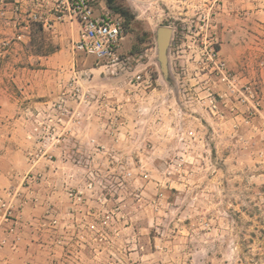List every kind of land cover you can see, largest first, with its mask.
<instances>
[{"label": "rangeland", "instance_id": "1", "mask_svg": "<svg viewBox=\"0 0 264 264\" xmlns=\"http://www.w3.org/2000/svg\"><path fill=\"white\" fill-rule=\"evenodd\" d=\"M115 2L132 19L113 72L72 53L77 26L51 4L47 25L30 22L28 33L0 18V194L25 185L26 173H45L35 187L51 186L62 210V185L92 178L89 204L98 218L112 214L98 226L102 241L57 243V232L41 228L34 241L44 245L25 247L29 263L264 264V0ZM161 26L172 30L166 74ZM54 53L61 66L47 65ZM75 75H89L80 82L95 97L80 105L66 153L33 162L37 114Z\"/></svg>", "mask_w": 264, "mask_h": 264}, {"label": "built area", "instance_id": "2", "mask_svg": "<svg viewBox=\"0 0 264 264\" xmlns=\"http://www.w3.org/2000/svg\"><path fill=\"white\" fill-rule=\"evenodd\" d=\"M100 1L102 0H0V18L7 17V23L14 29L19 26L23 33H28L30 22H37L43 27L47 25L46 9L51 4L61 13L56 15L57 19L67 20L77 26V38L71 45L72 53L90 57L99 68L113 72L121 62L120 46L125 27L122 17L111 7L103 3L98 10ZM23 36L25 35L19 33L16 37L21 39ZM140 78V75L136 76L137 80ZM80 81L89 83V75L72 77L63 84L54 107L38 112L37 116L43 114L44 120L34 126L40 135L36 141V149L28 153L33 162L39 157L51 161L52 155L49 152L55 148L62 154L66 153L64 147L70 142L67 131L80 127L82 123L80 105H89L95 97V93L90 88L85 89ZM211 102L215 107V98ZM110 118H113L111 121L117 120L116 117ZM44 179L46 180L45 173H26L23 177L25 185L7 188L0 194V249L16 246L34 223L40 228L50 227L57 232L54 237L57 243L65 238L80 243L106 239V232L98 226H109L112 214L104 209L102 216L98 218L95 209L89 204L96 194L92 178L83 187L62 185L61 192L67 199L62 210L55 206V192L51 186L35 187ZM99 192L101 194L102 189ZM97 199L104 202L106 197L101 199V196H97ZM30 206L42 209L41 215L34 217V223L26 219L23 213Z\"/></svg>", "mask_w": 264, "mask_h": 264}, {"label": "crops", "instance_id": "3", "mask_svg": "<svg viewBox=\"0 0 264 264\" xmlns=\"http://www.w3.org/2000/svg\"><path fill=\"white\" fill-rule=\"evenodd\" d=\"M57 53V52H56ZM57 60V61H56ZM58 62L62 63V60L59 59L58 61V57L57 54H52L51 56L48 57L47 59V65L48 66H61ZM66 74V73H65ZM65 74H61V75H57L54 76V79L52 80L53 82V89H56L58 86V81H60V78H66L64 76H66ZM64 82V81H63ZM44 93H49V90H44ZM60 93V92H59ZM10 180H8L9 183ZM40 210L41 208H34V209H28V207H26L23 210L24 216L26 219L30 220L31 222H35L34 217H38L40 214ZM40 227L38 228V230L36 231L34 228H31L30 230L27 231V236L25 240H28L24 242V239L22 240L24 243L20 244L21 242H19L13 249V248H8V249H1L0 250V264H30L29 263V253L26 252L27 250H25L26 245L28 244L30 247L33 245H44L41 242H37L34 241L36 240L35 235L40 232ZM41 233H44L43 230H41ZM21 245V246H20ZM27 249V248H26Z\"/></svg>", "mask_w": 264, "mask_h": 264}, {"label": "water", "instance_id": "4", "mask_svg": "<svg viewBox=\"0 0 264 264\" xmlns=\"http://www.w3.org/2000/svg\"><path fill=\"white\" fill-rule=\"evenodd\" d=\"M172 30L167 26H161L157 29V53L160 62V68L164 74L167 72V49L171 38Z\"/></svg>", "mask_w": 264, "mask_h": 264}, {"label": "trees", "instance_id": "5", "mask_svg": "<svg viewBox=\"0 0 264 264\" xmlns=\"http://www.w3.org/2000/svg\"><path fill=\"white\" fill-rule=\"evenodd\" d=\"M107 6L111 7L117 14H119L123 19V24L125 29L127 24L132 19V16L125 10L121 5L115 2V0H106Z\"/></svg>", "mask_w": 264, "mask_h": 264}]
</instances>
